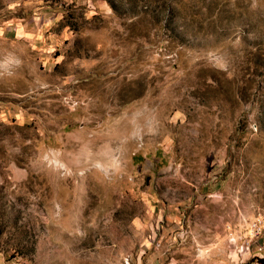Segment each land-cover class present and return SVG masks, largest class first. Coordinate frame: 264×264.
<instances>
[{
    "label": "rangeland",
    "instance_id": "374dc122",
    "mask_svg": "<svg viewBox=\"0 0 264 264\" xmlns=\"http://www.w3.org/2000/svg\"><path fill=\"white\" fill-rule=\"evenodd\" d=\"M222 1L170 41L128 0H0V264H264V0Z\"/></svg>",
    "mask_w": 264,
    "mask_h": 264
},
{
    "label": "trees",
    "instance_id": "16d2710c",
    "mask_svg": "<svg viewBox=\"0 0 264 264\" xmlns=\"http://www.w3.org/2000/svg\"><path fill=\"white\" fill-rule=\"evenodd\" d=\"M131 5H143L142 11L149 16L153 25L164 28L170 41H183L194 37L195 25L206 20L211 26L223 24L233 16L230 9L224 8L222 0H128ZM245 29L254 28L253 34L258 40V49L264 51V16L260 19L248 14L242 15ZM246 17V19H245ZM258 23L257 26H254ZM214 30V28H213ZM264 66V54L260 58Z\"/></svg>",
    "mask_w": 264,
    "mask_h": 264
},
{
    "label": "water",
    "instance_id": "95a60500",
    "mask_svg": "<svg viewBox=\"0 0 264 264\" xmlns=\"http://www.w3.org/2000/svg\"><path fill=\"white\" fill-rule=\"evenodd\" d=\"M227 1H228V0H223V1H222V4H223V5H226V4L228 3Z\"/></svg>",
    "mask_w": 264,
    "mask_h": 264
},
{
    "label": "built area",
    "instance_id": "2783aa9c",
    "mask_svg": "<svg viewBox=\"0 0 264 264\" xmlns=\"http://www.w3.org/2000/svg\"><path fill=\"white\" fill-rule=\"evenodd\" d=\"M245 247H246V250H248V249H249V245H248V244H246V245H245Z\"/></svg>",
    "mask_w": 264,
    "mask_h": 264
}]
</instances>
